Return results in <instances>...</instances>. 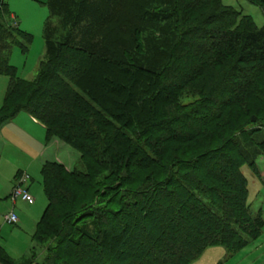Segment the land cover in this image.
<instances>
[{
	"label": "trees",
	"instance_id": "1",
	"mask_svg": "<svg viewBox=\"0 0 264 264\" xmlns=\"http://www.w3.org/2000/svg\"><path fill=\"white\" fill-rule=\"evenodd\" d=\"M255 1L264 12V0ZM48 8L46 56L30 82L17 77L8 54L19 36H31L1 22L12 15L0 0V75L10 79L0 126L22 112L35 117L46 141L58 137L107 167L122 194L117 212L75 208L81 189L87 198L91 175L44 163L48 206L34 238L42 243L51 236L57 243L41 263L30 264H192L210 247L239 251L246 247L244 235L259 238L264 221L249 212L241 168L254 169L264 155V124L252 144L260 154L251 158L233 138L202 148L204 133L194 123L204 122L203 111L212 105L223 106L227 78L259 81L264 26L255 27L223 0H49ZM59 18L66 35L57 41L51 21ZM205 62L224 73L197 108L184 112L180 91L204 74ZM21 86L27 88L23 96ZM16 97L21 102L14 106ZM98 128L107 131L106 145ZM229 145L243 157L238 167L227 157ZM195 150L198 155L190 156ZM150 168L134 188V170ZM108 218L119 219L118 232L108 230ZM242 218L254 230L242 229Z\"/></svg>",
	"mask_w": 264,
	"mask_h": 264
},
{
	"label": "rangeland",
	"instance_id": "2",
	"mask_svg": "<svg viewBox=\"0 0 264 264\" xmlns=\"http://www.w3.org/2000/svg\"><path fill=\"white\" fill-rule=\"evenodd\" d=\"M6 3L9 13L16 19H12V16L5 17L1 18V22L8 23L12 27L19 25L21 31L31 36V41L24 36H19L17 41L15 40L16 42L10 45L9 63L16 69L18 78L32 82L38 76L40 64L46 56L44 29L50 16L49 0H6ZM223 4L241 13L242 17L249 18L255 23V27L264 26V12L255 0H223ZM244 19L243 23L251 28L254 27L250 20ZM59 21L60 18L51 21V26L56 33L54 39L57 41L64 39L66 35V30ZM238 22H241V19H238ZM187 59L183 57L184 62ZM204 64L206 69L204 74L195 81L185 84L180 91L178 102L186 106L184 112H191L190 110L197 108L200 102L206 99L216 79L224 73V69L210 71L211 64L207 62ZM261 74L259 81L253 78L249 85H247V78L244 81H239L234 77L227 78L224 85L226 93L223 106L212 105L211 110L203 111L207 115L201 117L204 122L201 123L198 120L194 123V126L204 133L200 137L202 148H219L233 138L238 142V146L242 143L250 151V154L243 156L252 158V153V155L260 154V151L254 149L252 144L255 140H259V137H255L257 134L255 130L261 123L264 124V90H262L264 73ZM254 82L258 83L257 87L254 86ZM9 84V77L0 75V110L4 105ZM26 89L24 86L19 88L22 96ZM19 98H15L14 106L21 102ZM252 116L255 118L254 123L251 120ZM27 119L28 117H25L22 121H17L18 123L0 128V264H8L7 262L9 264H30L32 261L41 263L46 257L48 247L55 246L57 243L56 240L51 239V236L42 239V243L34 238L37 225L48 206L41 173L44 163H58L65 168L68 174L91 175V186L86 190L87 198L83 197V189H81V195L77 196L78 200L73 204L75 208L98 206V208H108L106 210L112 208V212H117L116 204L122 194L119 191L116 193L111 184V173L107 167L99 163L97 165L91 158L58 137L46 141L43 129L40 126L29 127ZM90 128L94 129L91 121ZM98 133L102 136L104 142L102 145H106L108 143L106 129L98 128ZM98 145L101 146L99 143ZM225 151L228 153L229 160L233 161L237 167L241 165L243 157L237 148L234 149L229 145L226 146ZM197 152L200 151L195 150L189 155L197 156ZM256 166L253 169L245 165L241 168V172L245 176V184L249 193L247 200L249 212L253 218L260 217L264 221V155L258 157ZM153 169L134 170L133 177L136 182L134 188ZM20 175L30 177L28 184L24 187L29 189L35 199L33 205L21 200L17 202L11 200V194L20 180ZM56 211L61 212V208ZM11 214L19 218L18 225L6 222L5 217ZM53 220L61 221L56 215ZM108 220L111 226L108 230L118 232L119 219L108 218ZM244 220L243 218L240 220L242 229L254 230V225L247 224ZM148 226L151 232L155 229L150 223ZM244 239L247 240L246 247L239 251L236 249L232 251V248L228 250L223 246L210 247L192 264H264V226L259 238L256 234L253 237L244 235Z\"/></svg>",
	"mask_w": 264,
	"mask_h": 264
},
{
	"label": "built area",
	"instance_id": "3",
	"mask_svg": "<svg viewBox=\"0 0 264 264\" xmlns=\"http://www.w3.org/2000/svg\"><path fill=\"white\" fill-rule=\"evenodd\" d=\"M27 177L23 176L20 183L16 185V187L13 189V192L11 194V200L13 202H17L18 200H21L29 205H33L35 202V199L30 194L29 190L24 187L25 182L27 181ZM6 222L12 225H15L19 222V218L15 214H11L6 216L5 218Z\"/></svg>",
	"mask_w": 264,
	"mask_h": 264
},
{
	"label": "crops",
	"instance_id": "4",
	"mask_svg": "<svg viewBox=\"0 0 264 264\" xmlns=\"http://www.w3.org/2000/svg\"><path fill=\"white\" fill-rule=\"evenodd\" d=\"M14 17H15V16L12 15V18H14ZM23 114H25V115H23ZM22 115H23V116H22ZM25 117H28V119H27V123H28V125H30L29 127H32V126H40V127L43 129V131H44V136H45V138H46L45 126H44L41 122H39L35 117L30 116L29 114L24 113V112L18 114L13 120H10V121H8V122L2 124V125L0 126V128L8 127V126L12 125V124L15 123V122L18 123L17 121H22ZM19 123H20V122H19ZM20 174H21V172H20ZM22 177H23V176L20 175V180H19L18 184L20 183ZM26 177H27L28 179H27V181L25 182L24 185H27L28 182H29V180H30V177H29V176H26ZM28 190H29V189H28ZM5 218H6V217H5ZM19 223H20V220H19V222H18L17 224H15V225H18Z\"/></svg>",
	"mask_w": 264,
	"mask_h": 264
}]
</instances>
